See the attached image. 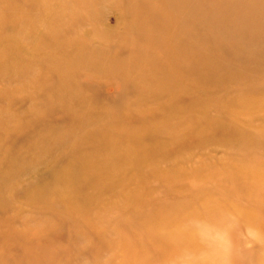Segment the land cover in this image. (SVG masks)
<instances>
[{
	"label": "rangeland",
	"instance_id": "1",
	"mask_svg": "<svg viewBox=\"0 0 264 264\" xmlns=\"http://www.w3.org/2000/svg\"><path fill=\"white\" fill-rule=\"evenodd\" d=\"M0 264H264V0H0Z\"/></svg>",
	"mask_w": 264,
	"mask_h": 264
}]
</instances>
